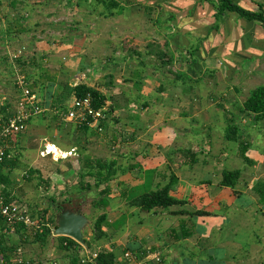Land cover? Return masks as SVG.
<instances>
[{
  "label": "crops",
  "instance_id": "obj_1",
  "mask_svg": "<svg viewBox=\"0 0 264 264\" xmlns=\"http://www.w3.org/2000/svg\"><path fill=\"white\" fill-rule=\"evenodd\" d=\"M95 1L0 0V81L7 78L4 63L24 52L26 65L16 71L15 79L32 70L29 83H37L33 95L38 104L49 98L42 74L50 70L57 83L99 90L107 99L105 109H111L87 128L58 120L53 113L46 119L43 114L30 118L24 134L6 146L13 164L4 169L9 196L26 187L19 181L34 178L39 190L43 186L51 193V204H57L48 216L55 220L61 208L80 211L88 220L83 239L91 238V230L85 231L105 214L104 244L112 245L115 264H148L157 257L165 264H264V206L253 190L264 180V141L258 140L262 133L257 131L264 128V119H234L237 139L250 145L252 167L239 157L237 142L225 138L230 116L239 113L251 91L264 85V27L229 11L217 18V0H117L125 3L124 9L112 18L99 14L101 6L93 10ZM229 1L244 11L264 13V0ZM60 12H71L70 24L68 17H58ZM127 16L138 21L144 17L151 25V40L140 39L138 44L134 34V43L120 35L119 41L112 40L113 27L108 29L107 20ZM192 49L195 61L190 65ZM159 52L172 62L163 64L156 57ZM175 74L182 75L178 82ZM9 89L0 87V108L15 93ZM195 121L200 131L188 138L186 129ZM117 131L120 138H115ZM94 133L115 139L113 156L90 153L93 143L87 139ZM102 143L107 142L98 141ZM87 158L115 160L117 182L123 186L109 183V196L101 199L104 186L97 189L94 179L79 177ZM235 161L241 162L242 170L231 169ZM50 166L57 168L51 172ZM224 171L240 172L233 190L220 186ZM171 176V196L180 204L156 213L127 206L132 192L143 189L147 178L149 191H154L167 185ZM121 190H127L124 201ZM90 209H96L91 219L86 216ZM0 223V242L11 253L32 245L40 249L35 260L22 248L32 264H67L58 237L41 248L32 243L29 231L9 234L1 219ZM109 245L104 248L110 250Z\"/></svg>",
  "mask_w": 264,
  "mask_h": 264
},
{
  "label": "trees",
  "instance_id": "obj_2",
  "mask_svg": "<svg viewBox=\"0 0 264 264\" xmlns=\"http://www.w3.org/2000/svg\"><path fill=\"white\" fill-rule=\"evenodd\" d=\"M33 2H41V0H28ZM214 8L216 11L217 18L221 16L225 11H229L232 13H235L239 18L248 20V21H256L259 22L264 27V13L263 12H257V13H251L244 11L243 9L235 6L233 3H231L229 0H217L216 2H213ZM125 3H120L117 0H96L95 1V7H93V10H97L102 7V12H99V14L104 18H112L116 12H121L124 9ZM195 49L188 51L189 56H191L193 59L192 63H194V53ZM24 52H21L20 56L15 58V60H12L11 62H5V66L9 70L10 76L14 77L16 75L15 71L19 69H24L25 62L23 61ZM164 54L161 52L157 53V58L163 63V64H170L172 62V58H169L170 60H164ZM7 63V64H6ZM18 67V68H17ZM23 82L24 84L29 88L31 87V84L29 83L31 76L27 74V71H22ZM45 77L48 81V85H46V89H48V100H44V102L37 103L38 107L41 110L40 114L44 115V118H48L49 114L53 113L58 120H63L66 115L69 112V108L67 107V102L75 98H81L90 96L92 100L93 107L97 110L104 109V115L106 116L111 112V109H105L106 107V97L97 89H93L90 87H87L86 85L79 84L76 86H70L67 82H55L54 79H52V75L48 73L47 71L44 72ZM182 78V75L175 74V80L178 82L179 79ZM14 80V94H12L10 97L5 98L3 102H5V106L0 108V116H10L14 113V107L17 102V100L20 97V91L17 90L16 82L17 80L13 78ZM9 84V82H8ZM32 85L34 88L37 87L36 82H32ZM10 87V86H9ZM32 94H34V91L32 89H29ZM50 92V93H49ZM47 109V110H46ZM50 109L51 111H49ZM240 118H249L252 121L258 122L262 119H264V85L257 87L255 90L251 91L246 100L243 102L242 107L239 109V113L237 115H231L228 120V126L225 128V138L228 141L231 142H237V148L239 157L244 161V163L252 167L253 162L248 158L247 152L250 147V145L244 141L237 139V132H238V126L235 125L234 119L236 116ZM102 121V120H101ZM100 121V122H101ZM76 125V124H75ZM78 126V125H76ZM80 127V126H78ZM82 127V126H81ZM83 128H87L84 126ZM98 129L101 128L100 126ZM98 130V132H100ZM9 151L5 149L4 158L3 161L0 163V187L3 186V189L1 190L2 197H4V202L6 204H14L15 199H12L9 196L8 188L10 186V182L8 178L6 177L4 173V169L8 166L13 165L12 162L9 160ZM84 168V171L79 173V177L81 179H84L85 177H89L94 179V185L95 188H99L101 186H104V189L99 193V196L101 199L108 197L110 193V188L108 186L109 183H116L118 187L123 186L122 183L117 182V164L115 160H107L103 161L101 159H94V158H87L84 161V165L82 166ZM221 182L220 186L228 188L230 190H233L239 177L240 172L239 171H224L221 174ZM174 176L170 177V182L154 191H149L148 193L142 194L136 198H133L128 201L127 206L129 208H134L140 211L141 213H152V212H158L165 209H168L170 207L176 206L180 204L178 200L173 198L171 196V191L174 187ZM87 188H90L87 186ZM254 192L259 196L260 199V205L264 206V180L259 181L256 183V185L253 187ZM127 196V190H121L120 192V198L122 201L126 199ZM103 205V204H102ZM94 207H100V204H94ZM59 211H61V208H58ZM30 214V213H29ZM206 214V213H203ZM32 218H37L42 222V225L40 229H38L35 234H31L32 236V243L39 245L41 248L45 247L49 239H51L52 236V228L55 227V220L53 216H48V211H43L40 213H32L30 214ZM106 221V215L102 214L98 217H96L92 222V229L91 233L92 236L90 239H84V247L80 246L79 244L75 243L73 240L65 237H58L60 241V248L63 250L64 253H66L68 262L67 264H82L81 260L83 258V255L91 252H97L98 256L96 259L97 264H115V255L111 251L112 245L104 244L107 243V234L103 231V225ZM3 223V222H2ZM1 225V223H0ZM17 233L20 232H27V230H24L23 227H18L16 229ZM104 244V245H103ZM105 245H109V249L104 248ZM21 247V246H19ZM16 249V248H15ZM14 249V250H15ZM130 250V249H129ZM128 250V251H129ZM11 248H5L3 244L0 242V264H7L10 258ZM86 251V252H85ZM31 263L32 261L29 260ZM155 262V263H154ZM150 262L148 264H165L163 262Z\"/></svg>",
  "mask_w": 264,
  "mask_h": 264
},
{
  "label": "built area",
  "instance_id": "obj_3",
  "mask_svg": "<svg viewBox=\"0 0 264 264\" xmlns=\"http://www.w3.org/2000/svg\"><path fill=\"white\" fill-rule=\"evenodd\" d=\"M21 52L14 54L11 58L15 60L20 56ZM20 97L17 100L14 113L10 116H0V163L3 161L4 153L8 142L19 134L23 133L28 121L35 115L41 113L37 105L36 99L31 91L26 87L23 78H19L16 82ZM104 109L97 110L93 107L90 96L75 98L70 103L69 112L65 120L73 122L78 126H94L104 119ZM100 131V129H98ZM47 151H45L46 153ZM0 219L2 220L7 233H15L18 227L24 230L35 232L40 229L42 222L37 218H32L24 206L19 204H6L0 195ZM53 229V228H52ZM53 231V230H52ZM7 264H32L25 256L21 247L16 248L11 254ZM98 253H85L82 264H97ZM130 254H126V259H131ZM156 262L160 259L157 257Z\"/></svg>",
  "mask_w": 264,
  "mask_h": 264
},
{
  "label": "rangeland",
  "instance_id": "obj_4",
  "mask_svg": "<svg viewBox=\"0 0 264 264\" xmlns=\"http://www.w3.org/2000/svg\"><path fill=\"white\" fill-rule=\"evenodd\" d=\"M69 11H70V9H69ZM69 13L66 12V14H65L66 16H64V13L60 12V14L58 15V17L60 19H63V18L68 17L67 22H69L71 20L70 19L71 18L70 15H72L71 12H69ZM131 18L133 19L134 17L127 16V18H125V19H122L121 17H116V18L107 20V27H108V29H109V26L113 27L114 34H113L112 40H115V38H117V40L119 41L120 39H118L117 36L120 35L121 36V40L127 39V40H129V42L134 43V40L131 41V39H130L131 36H132V34H134V36L136 35L135 39H137V41H135V42H138V44L139 43H142V41H140V39H143L144 40L143 42H146L147 40H151V37H150V34H151L150 26L151 25L148 23V21L144 17L141 20H139V21L137 19L138 17L134 18L133 20ZM76 19H77V17H76ZM70 22L68 24H70ZM128 36H130V37H128ZM18 70L20 71L19 68L16 71H18ZM3 71L6 73V75H7L6 77L7 78H5L4 80H1L0 81V87H1V85H3V86L4 85L10 86V89L9 90H10V94H11V92H14V89H13L14 80H13V78H15V76L14 77H12V75L10 76V74H9L10 72H9V70L7 69V67L5 65H4ZM16 71H15V73H16ZM31 71L32 70H28L29 73H27V74H30ZM47 72L50 73V70H47ZM42 75H44V73ZM84 75H81V78H84ZM44 77H45V75H44ZM46 78H48V77H45V79ZM120 78H121V76H120ZM45 79L43 78V81ZM8 82H9V84H8ZM105 82H108V78L105 80ZM30 89H32L33 91L35 89L34 86L32 85V83H31ZM35 92H36V90H35ZM64 120H65V118H64ZM263 124H264V121L262 122V125ZM169 125H171V124H169ZM189 125H190L189 128L186 129L188 134L187 135L184 134L188 138L191 137V135H190L191 133L194 134V133H197L198 131H200V127H201V126H199V124H198L197 121H195V123L193 125H191V124H189ZM172 127H175V125H173ZM117 129H119V126L117 127ZM257 129H258L257 130L258 132H261L262 133V135L259 136L260 139H258V140L260 142H263L264 141V139H263L264 138L263 137V135H264V128H257ZM97 130H98V128H97ZM118 132H120V131H117V135H115V138L116 137L117 138H120L119 137L120 134ZM22 134H24V133L19 134L18 136L14 137L11 140H14L15 138H18ZM253 134H252V137H254ZM100 136L102 138H100ZM105 136L106 135L104 133H102L101 135L99 133H94L93 135H91L90 137H88V139H87L88 142L93 143V144L90 145L91 151H92L90 153H93V156H95V157H99V156L104 157L105 156V153L107 154V156H113L115 154L114 150L112 149V147L114 146V143L116 142L115 139H111V136L110 135H107L106 139H103ZM112 137H114V135H112ZM97 138H99V139H97ZM99 140H101V142H104V140H106L107 143H102V144L99 145L98 144V141ZM248 142H252V140L249 139ZM6 150H8V149L6 148ZM248 150H250V148ZM55 159L58 160L59 158H55ZM62 160H64V159H62ZM50 167H51V169H50L51 172L54 171L57 168V167H54V166H50ZM231 169H233V170H242V164H241V162L240 161H235V163L233 164V166H232ZM148 180H149L148 178L145 180L147 183H146V185H145V187L143 189L140 188L135 193L132 192L131 195H132L133 198H136V197H138V196H140L142 194H145V193H148L149 192V187L150 186L148 184ZM20 183L21 184L22 183H27V184H26V187H22L21 186L20 191L16 192V195H14L15 198L14 197H11L12 199H16L17 198L16 201H15V204H19L21 206H25V208L27 209V211L30 214H32L34 212L35 213H40V212H43V211H49L48 213H51L52 214V213H54V211H56L55 210V207H56L57 204H51V202H50V200H51L50 199L51 198L50 194L51 193L46 192V190L44 189L43 186H42V190H39L38 189L39 186L36 185L37 181L34 178L31 179L30 182L19 181V184ZM35 189H38V191H36ZM24 192H25V195L22 196L23 195L22 193H24ZM55 198L56 199H59L60 196H56ZM88 198L90 200H92L93 199V194L92 195L90 194V197H88ZM63 203L64 202H62V204ZM60 204H61V200H60ZM95 211H96V209H90V211L88 212V214L86 216L91 219L92 216L90 217V214H92L93 212L95 213ZM89 228L85 231L86 234L89 233V231L92 229V226H91L90 229ZM52 230L54 231V228ZM29 232L32 234V231H29ZM22 248H23V250L25 252V255L26 254H31L32 255L31 258L33 260H35L36 259V256H38V254L40 253L39 252L40 249H38L37 247L32 246V245H30V246H28V245L27 246H22ZM38 258H39V260H42L40 257H38Z\"/></svg>",
  "mask_w": 264,
  "mask_h": 264
},
{
  "label": "water",
  "instance_id": "obj_5",
  "mask_svg": "<svg viewBox=\"0 0 264 264\" xmlns=\"http://www.w3.org/2000/svg\"><path fill=\"white\" fill-rule=\"evenodd\" d=\"M88 220L80 211L62 209L55 217L54 237H65L84 247L83 231L88 226Z\"/></svg>",
  "mask_w": 264,
  "mask_h": 264
}]
</instances>
